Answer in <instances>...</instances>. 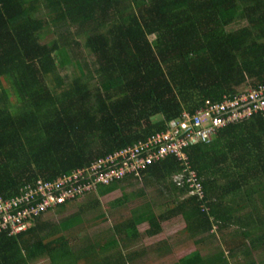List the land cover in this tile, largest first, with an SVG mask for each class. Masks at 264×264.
Here are the masks:
<instances>
[{"label": "trees", "instance_id": "trees-1", "mask_svg": "<svg viewBox=\"0 0 264 264\" xmlns=\"http://www.w3.org/2000/svg\"><path fill=\"white\" fill-rule=\"evenodd\" d=\"M67 66L73 74L63 79ZM259 84L264 0H0V197L87 167L164 131L182 111ZM185 153L202 200L170 181L184 163L168 157L140 179L96 191L99 199L142 183L138 195L153 189L164 200L161 214L150 199L109 237L77 249L68 233L80 216L52 224L42 214L22 233H0V264H135L145 253L123 250L138 240L137 226L147 222L152 238L178 216L181 237L197 247L217 239L223 251L203 258L196 249L174 264H226V251L233 258L264 247V114Z\"/></svg>", "mask_w": 264, "mask_h": 264}, {"label": "built area", "instance_id": "built-area-1", "mask_svg": "<svg viewBox=\"0 0 264 264\" xmlns=\"http://www.w3.org/2000/svg\"><path fill=\"white\" fill-rule=\"evenodd\" d=\"M264 114V84L250 87L220 101H205L193 113L182 111L179 118L166 123L157 132L132 145L100 157L84 168L51 180H37L15 195L0 197V233L14 236L25 231L31 221L42 214L66 206L97 191L99 187L133 177L168 157L184 163L181 172L172 176L177 187H186L189 196L202 200L203 189L191 170L185 149L198 143L207 144L216 132L231 123Z\"/></svg>", "mask_w": 264, "mask_h": 264}, {"label": "rangeland", "instance_id": "rangeland-1", "mask_svg": "<svg viewBox=\"0 0 264 264\" xmlns=\"http://www.w3.org/2000/svg\"><path fill=\"white\" fill-rule=\"evenodd\" d=\"M237 27V25L230 26L227 30L233 31ZM149 39L151 41L153 37ZM72 71L73 67L67 66L65 69H60L59 74L64 79L71 76L73 74ZM91 85H94V83ZM158 119L159 118H155V120ZM136 184L137 183H134L132 186L126 185L121 189L119 187V190L101 199L96 197V192L91 193L66 205L59 213L55 211L47 213L43 220L55 224L63 218L78 214L83 222L68 233V243L70 247L72 249H77L101 241L109 237L111 233L114 232L115 227L131 221V219L136 216V213L138 214L141 212V208L145 203L149 202V200H143V198L136 199V196H134V193L136 194ZM139 187L144 188L138 184L137 188ZM146 192L149 195V199L154 197L151 202L153 215L157 216L164 212V200L157 196L156 193H153V189H146ZM124 196L127 197L125 201L123 200ZM96 200H98L99 204L92 207L91 205L94 204ZM101 217H103L104 220L99 222ZM184 227L185 224L183 219L178 216L169 222L162 223L160 235L149 239L145 236V231L149 228L148 223L145 222L137 226V230L140 233L138 240L132 241L123 252L127 254L140 250L145 251V255L138 258L136 264H174L178 262L180 258L196 249H199L203 258L212 256L219 251L217 239H206L202 247H197L191 240L181 237L180 234ZM231 231L232 229H228L222 233L226 235ZM202 237L203 236H200L199 239ZM120 245L122 246L121 243ZM158 246L169 248V252H157ZM259 255L262 254H259V252L255 254L256 258H258ZM34 264H47V260L41 259Z\"/></svg>", "mask_w": 264, "mask_h": 264}, {"label": "crops", "instance_id": "crops-1", "mask_svg": "<svg viewBox=\"0 0 264 264\" xmlns=\"http://www.w3.org/2000/svg\"><path fill=\"white\" fill-rule=\"evenodd\" d=\"M136 183H138V182H136ZM141 186H143V184L142 183H139ZM138 186V185H137ZM137 186H136V190H137V193H136V199L137 198H143V200H150L149 199V195L147 194V192H146V190L144 191V194L142 193L141 194V196H140V194L138 195V190L140 189H143V188H141V187H139V188H137ZM110 194H112V193H110ZM110 194H108V195H110ZM108 195H106V196H108ZM106 196H104V197H106ZM101 198H103V197H101ZM101 198H99V199H101ZM154 197H152V199H153ZM161 198V197H160ZM162 199V198H161ZM163 200V199H162ZM142 224H144V223H142ZM141 225V224H140ZM160 235V234H159ZM158 236V235H157ZM156 237V236H155ZM148 238V237H147ZM153 238V237H152ZM150 239V238H149ZM159 248H161V249H159ZM142 251L143 250H140V251H136V252H138V253H142ZM221 251H223V249L222 248H220L219 247V251L218 252H216V253H219V252H221ZM144 253H145V251H143ZM157 252H160V253H163V252H165V253H168L169 252V248H167V247H161V246H158L157 247ZM259 252V254L261 253L262 255H259V257L258 258H256V256H255V254H257ZM148 253V252H147ZM215 253V254H216ZM225 254H224V257L222 258V259H226V264H264V247H260L259 249H256V250H253L252 251V253L251 252H249L248 253V255L247 256H242V255H240L239 257H237V256H235V257H233V258H231L230 256H228L227 254V251L226 252H224ZM143 254V253H142ZM145 255V254H144ZM207 258V257H206ZM137 259H138V257H137ZM135 264H136V261H135Z\"/></svg>", "mask_w": 264, "mask_h": 264}]
</instances>
